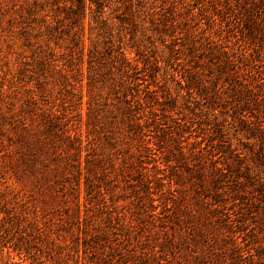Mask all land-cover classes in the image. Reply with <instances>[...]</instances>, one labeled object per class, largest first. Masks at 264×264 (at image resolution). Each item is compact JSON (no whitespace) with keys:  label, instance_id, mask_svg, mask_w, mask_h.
I'll list each match as a JSON object with an SVG mask.
<instances>
[{"label":"rangeland","instance_id":"rangeland-1","mask_svg":"<svg viewBox=\"0 0 264 264\" xmlns=\"http://www.w3.org/2000/svg\"><path fill=\"white\" fill-rule=\"evenodd\" d=\"M0 264H264V0H0Z\"/></svg>","mask_w":264,"mask_h":264},{"label":"trees","instance_id":"trees-1","mask_svg":"<svg viewBox=\"0 0 264 264\" xmlns=\"http://www.w3.org/2000/svg\"><path fill=\"white\" fill-rule=\"evenodd\" d=\"M75 1L77 4H81L82 0H73Z\"/></svg>","mask_w":264,"mask_h":264}]
</instances>
